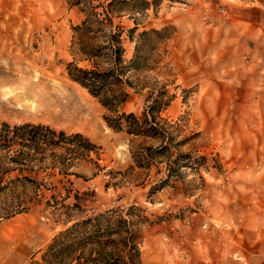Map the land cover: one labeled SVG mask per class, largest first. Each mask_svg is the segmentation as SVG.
<instances>
[{"label": "rangeland", "instance_id": "374dc122", "mask_svg": "<svg viewBox=\"0 0 264 264\" xmlns=\"http://www.w3.org/2000/svg\"><path fill=\"white\" fill-rule=\"evenodd\" d=\"M75 1L0 0V121L97 145L65 165L0 163L4 182L34 178L0 189V250L25 248L0 264H33L72 222L131 205L142 264H264V0H157L114 17L134 35L167 28L150 68L127 72L143 84L123 105L141 115L148 92L166 89L155 136L109 125L114 112L68 76L66 62L87 64L71 45L87 3Z\"/></svg>", "mask_w": 264, "mask_h": 264}, {"label": "trees", "instance_id": "16d2710c", "mask_svg": "<svg viewBox=\"0 0 264 264\" xmlns=\"http://www.w3.org/2000/svg\"><path fill=\"white\" fill-rule=\"evenodd\" d=\"M80 2L76 0L73 3ZM156 2L157 0H106L94 3L87 0L82 6L84 17L80 23L72 26L71 45L75 48L78 60H85L87 64L80 65L76 59L66 62L68 76L85 87L104 107L114 112V122L107 119L109 125L131 134H159L161 130L155 123V112L165 108L173 97L162 88L154 96L153 91L148 92L141 115L123 109L130 96L127 86L139 89L138 83L143 82L133 80L127 72L150 68V52L156 48L157 42L167 36V28L142 29L134 35L136 26L125 28L114 17L124 12L144 10ZM124 32L134 41V52L128 60L124 58ZM61 142L75 144H60ZM96 146L95 142L78 131L65 133L63 129H56L42 122L0 121L2 164L10 162L34 170L35 161L42 162L50 158L53 164L55 160H60L65 165ZM57 147L64 148L68 155L56 153ZM159 148L163 150L167 146L163 144ZM17 180L34 182V178L27 174L4 182L2 171L0 189ZM133 208L135 207L131 205L125 210L110 209L72 222L53 237L42 253L41 260L34 261L33 264H142L139 245L141 235L136 222L129 217ZM137 215L139 218L143 217Z\"/></svg>", "mask_w": 264, "mask_h": 264}, {"label": "crops", "instance_id": "0c3cea01", "mask_svg": "<svg viewBox=\"0 0 264 264\" xmlns=\"http://www.w3.org/2000/svg\"><path fill=\"white\" fill-rule=\"evenodd\" d=\"M2 247V246H1ZM16 249H13V252H11V249L9 250L8 248H1L0 250V263H1V260H6L8 261V258H11V259H14L12 262H14L18 257L19 255L21 254V252H23V250L25 249H20L19 247H15ZM4 250V251H3ZM7 251V252H5ZM10 253H12L10 256L8 255ZM9 256V257H8ZM11 262V263H12ZM9 264V262H8Z\"/></svg>", "mask_w": 264, "mask_h": 264}]
</instances>
